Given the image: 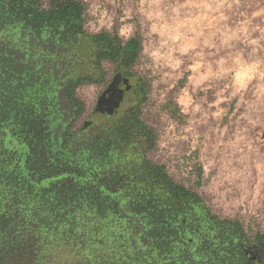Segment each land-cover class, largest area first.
I'll list each match as a JSON object with an SVG mask.
<instances>
[{"label":"trees","instance_id":"1","mask_svg":"<svg viewBox=\"0 0 264 264\" xmlns=\"http://www.w3.org/2000/svg\"><path fill=\"white\" fill-rule=\"evenodd\" d=\"M139 56L86 29L84 0H0V264H251L264 234L149 156ZM118 71L135 100L84 118L77 89Z\"/></svg>","mask_w":264,"mask_h":264},{"label":"rangeland","instance_id":"2","mask_svg":"<svg viewBox=\"0 0 264 264\" xmlns=\"http://www.w3.org/2000/svg\"><path fill=\"white\" fill-rule=\"evenodd\" d=\"M84 2L89 32L139 40L134 70L149 84L139 107L157 133L149 156L218 214L264 234V0ZM103 87L77 89L84 118ZM99 104V121L127 106Z\"/></svg>","mask_w":264,"mask_h":264},{"label":"flooded vegetation","instance_id":"3","mask_svg":"<svg viewBox=\"0 0 264 264\" xmlns=\"http://www.w3.org/2000/svg\"><path fill=\"white\" fill-rule=\"evenodd\" d=\"M118 74H121V75L119 77V82H118V87H117L118 90H117L116 97L114 98V100L115 99L124 100L127 102V106L135 100L136 96H135L134 88H133L135 81L130 76H128L124 71H118L116 73H113V75L110 78H107L106 76L105 81L101 83L104 85L103 90L98 98L95 108L93 109L94 111L86 118L87 120L89 121L92 120L91 116H96L99 119V116L101 114L98 112L99 105H100L99 101L104 93L106 94V98L102 100H110L109 96L113 92L112 84ZM118 111H120L118 108L114 109L112 111L113 113L111 114V116L115 115L116 112ZM103 112L108 113L110 112V110L106 107H103ZM247 252H249V254L252 255L251 264H264V239L256 241V243L253 244L252 247Z\"/></svg>","mask_w":264,"mask_h":264},{"label":"water","instance_id":"4","mask_svg":"<svg viewBox=\"0 0 264 264\" xmlns=\"http://www.w3.org/2000/svg\"><path fill=\"white\" fill-rule=\"evenodd\" d=\"M120 75H121V74H118V75H117L116 79L114 80V82H113V84H112L113 92H112V94L109 96V99H114V98L116 97V93H117V90H118L117 87H118V82H119V77H120ZM104 98H106V94H105V93L102 95L101 99H104ZM101 99H100V100H101ZM99 103H100V101H99ZM87 125H88V122L85 123V126H87Z\"/></svg>","mask_w":264,"mask_h":264}]
</instances>
